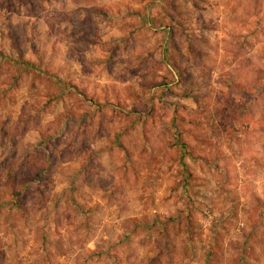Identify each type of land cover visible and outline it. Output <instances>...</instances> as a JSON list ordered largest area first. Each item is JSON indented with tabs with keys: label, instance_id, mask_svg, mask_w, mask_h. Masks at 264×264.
<instances>
[{
	"label": "rangeland",
	"instance_id": "obj_1",
	"mask_svg": "<svg viewBox=\"0 0 264 264\" xmlns=\"http://www.w3.org/2000/svg\"><path fill=\"white\" fill-rule=\"evenodd\" d=\"M0 264H264V0H0Z\"/></svg>",
	"mask_w": 264,
	"mask_h": 264
},
{
	"label": "trees",
	"instance_id": "obj_2",
	"mask_svg": "<svg viewBox=\"0 0 264 264\" xmlns=\"http://www.w3.org/2000/svg\"><path fill=\"white\" fill-rule=\"evenodd\" d=\"M26 65H29V64H26Z\"/></svg>",
	"mask_w": 264,
	"mask_h": 264
}]
</instances>
